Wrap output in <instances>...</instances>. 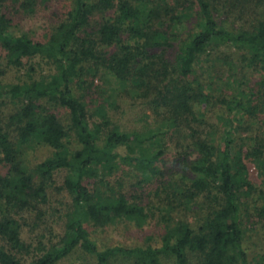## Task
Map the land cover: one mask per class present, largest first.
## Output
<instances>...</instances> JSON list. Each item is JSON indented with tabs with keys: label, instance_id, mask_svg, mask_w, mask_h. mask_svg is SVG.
Listing matches in <instances>:
<instances>
[{
	"label": "trees",
	"instance_id": "obj_1",
	"mask_svg": "<svg viewBox=\"0 0 264 264\" xmlns=\"http://www.w3.org/2000/svg\"><path fill=\"white\" fill-rule=\"evenodd\" d=\"M7 1L0 50L8 69L24 73L0 82V108L16 106L0 122V264H61L76 253L88 264H264L250 258L243 226L251 197L264 223V0H72L45 42L14 30ZM15 1L34 14L40 0ZM37 59L51 70L39 72ZM126 98L151 109L152 127L114 119L107 104L120 108ZM217 107L239 123L220 135ZM248 140L255 145L245 151ZM40 146L52 152L33 167L24 155ZM244 156L263 187L251 182ZM58 172L71 197L63 230L28 241L25 224L41 225ZM155 176L157 210H149L137 186ZM155 214L165 223L159 246L103 247L88 229L141 227Z\"/></svg>",
	"mask_w": 264,
	"mask_h": 264
},
{
	"label": "rangeland",
	"instance_id": "obj_2",
	"mask_svg": "<svg viewBox=\"0 0 264 264\" xmlns=\"http://www.w3.org/2000/svg\"><path fill=\"white\" fill-rule=\"evenodd\" d=\"M72 5V0H40L39 4L36 7V12L34 14H26L20 4L15 0H8L5 4V12L16 24L14 30L16 32L24 30L30 33L31 37L38 41H47L51 33L54 31V26L59 23V19L68 11L69 7ZM224 11V10H223ZM225 12V11H224ZM229 14V12H226ZM233 15V14H231ZM59 20V21H58ZM6 53L0 50V82L3 84H9L18 80V77L24 73V70H14L8 69L6 67ZM239 57V55H238ZM37 63V68L39 72L48 73L51 70V66L46 62V60H40ZM257 77V76H256ZM110 93L107 92L109 96ZM105 96L98 95V101H104ZM116 98V97H113ZM126 98L122 101L120 108L114 107L116 104H107L108 109L111 113H114V119H119L122 123L131 122L133 129H139L145 131L148 129V126L152 127L154 120L151 109L141 103V100H138L136 104H133V100ZM16 106L13 103L7 101L0 108V122L3 125L7 124V121L12 112H15ZM212 121L217 124L216 134L220 135L222 131L228 126L239 124L231 116H228L223 120L224 115L221 113L218 107L213 110ZM115 113H117L115 115ZM59 117L63 124H69V114L65 109L59 110ZM123 117V120H121ZM125 119V120H124ZM124 121V122H123ZM6 123V124H5ZM216 129H212V132H215ZM247 133L244 132L243 136ZM67 139L74 141L73 136L68 132ZM240 142H242L240 140ZM248 145L244 146V150H248L249 146L255 145L254 141L248 140ZM73 145V144H72ZM244 145V144H243ZM51 150L46 147H32L24 155L25 159H28L30 164L34 165L42 162L48 156L51 155ZM172 152V153H171ZM168 155V159L172 160L174 158L173 153L175 150H171ZM244 162L248 168L249 178L251 182L257 187H263V176H261V170L257 167L256 162L252 158L243 157ZM178 167H180L178 165ZM176 170L177 167L175 168ZM7 170L6 167L0 162V172L5 173ZM192 173V172H191ZM186 171V174H192ZM119 178H123L129 183L134 182L133 177L129 174L124 173L121 170V173L117 175ZM160 177L155 176L148 183H142V187L137 186V193L141 199H143V204L146 205L149 210H157L153 207L154 202L158 201V196L156 195V189L159 183ZM55 184L50 187V204L47 208L46 216L41 225L33 226L32 223L25 224L24 227V238L28 241H36L43 238L42 235H46L43 238L44 241H48L52 235L62 232L64 227V220H66L67 213L70 207L71 197L69 193L62 188L64 175L62 172L56 174ZM121 180V181H124ZM90 187L93 184H89ZM149 205V207H148ZM243 226L245 231V247L249 253L250 258H257L259 260L264 256V226L262 219L258 216L255 209V199L251 197L248 202L243 204ZM157 213V211H155ZM149 214H152L149 212ZM201 214H196V212L189 213V221L198 224L199 216ZM162 221V222H161ZM88 229L93 238L98 240V242L103 247H112L116 245H121L125 247H135V246H146L154 245L159 246L162 235L165 232V223L158 214H155L153 217L146 221L141 227L135 225L131 221H126L119 223L118 225H106V226H96L92 223L88 225ZM53 230V232H52ZM48 238V239H47ZM58 239V237H56ZM80 253L71 255L68 259L63 260L61 264H88L84 258L80 256ZM117 264H122L118 263ZM123 264H134L132 260L128 263L123 262ZM162 264H175L174 260L170 257H163Z\"/></svg>",
	"mask_w": 264,
	"mask_h": 264
}]
</instances>
